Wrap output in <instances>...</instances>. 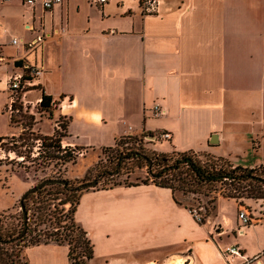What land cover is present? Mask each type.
<instances>
[{
    "label": "crops",
    "instance_id": "0c3cea01",
    "mask_svg": "<svg viewBox=\"0 0 264 264\" xmlns=\"http://www.w3.org/2000/svg\"><path fill=\"white\" fill-rule=\"evenodd\" d=\"M159 1V12L148 13L142 0H63L52 9L41 0H0V88L25 65L40 67L32 86L57 106L45 134L64 116L63 146H113L132 125L130 135L170 132L163 147L168 139L177 151L261 166L237 157L259 152L264 141V0ZM34 98L33 106L41 97ZM9 102L10 92L0 89V136L16 134L7 129L14 127ZM155 103L163 109L159 117ZM214 134L218 143H210ZM238 139L246 146L221 151ZM4 176L0 171V212L15 209L33 181L16 190ZM260 208L256 214L220 196L215 213L201 222L171 188L140 182L84 190L75 220L94 245L91 264H264ZM242 209L250 223L240 218ZM233 246L241 255H226ZM25 254L28 264H71L66 243L29 245Z\"/></svg>",
    "mask_w": 264,
    "mask_h": 264
},
{
    "label": "rangeland",
    "instance_id": "374dc122",
    "mask_svg": "<svg viewBox=\"0 0 264 264\" xmlns=\"http://www.w3.org/2000/svg\"><path fill=\"white\" fill-rule=\"evenodd\" d=\"M28 88L30 89L27 93H25V95L21 92L18 96V103H20L22 110L20 113L16 112L14 114V127H9L10 124L7 126L9 131H16V134L0 140V166L7 169V172L5 173L3 169H0V171L3 173V176L5 175L3 178L6 183L8 181L10 184L12 183L11 187L16 190L25 186L26 180H33L32 185L29 186V188L49 178L66 179L68 182L71 181L74 184L80 182L83 184L93 181L97 179L96 176L99 170L104 169V167L107 166L111 167V161H114V165L117 163L114 157L119 152L118 148L124 151H142L143 153L151 156L155 153H163V151L158 150V147L166 150L164 151L166 153H172L174 151L173 147L170 146V140L165 139L164 143H166V145L163 147L161 138L153 139L152 133H143L133 134L131 138L121 137L117 140V142H119V146H115V143L112 148H108L106 150L103 149L104 147L97 149H85V147L67 144L63 146L64 144L62 143L63 148L65 150L68 149L67 152L64 151L62 155H67V159L70 157V160L66 161L64 158H52L55 151L52 146L54 143L53 140L45 138L46 135H48L45 134V132L52 131L54 128V119H50L53 118L50 112L42 110L40 106L42 96L45 92H43L38 86H30ZM35 88H38V90H35ZM36 94H38L41 99L33 106V104H30L28 101L33 99ZM34 100L36 102V98H34ZM55 109H57V106L53 105L52 112H54ZM5 110L8 111L7 107ZM66 121L67 118L64 116L57 117V125H60V127L57 128L58 132L62 131L61 126ZM88 140L92 141L96 139ZM96 142V144H99L98 141ZM261 144L262 149H260L259 152H250L249 155L241 154V157L237 158H239L242 162H244L243 160H251L257 162L258 164L264 162V141H262ZM241 146L245 147V142L238 139L232 146V149L224 146L221 151L223 150V153L227 155L231 150L239 151L242 148ZM196 152L201 155L202 159H206L205 155L207 154L219 157V155H215L207 151L199 150ZM232 158L233 161L236 160V156ZM123 164L124 166L120 173L112 176L105 184H101L99 181V184L96 187H109L112 182L132 184L151 178L149 177L148 167L145 163L142 165L146 166L141 167L136 159L129 158L126 159ZM257 171L258 174L264 172V164L257 167ZM262 175L264 177V173ZM249 183L250 186L247 187L248 190H252V193L256 194L258 197H246L245 195L247 194H241L242 196L237 199L247 205L251 211H253V208L256 209L255 213L258 214L257 211L261 209L260 207H264V184L256 182ZM225 188V185L219 184L216 189H212L213 191L204 188L203 190L205 191V194H194L191 192H187L185 194L182 191H177V195L193 209L203 212L201 215L202 221L205 217L204 205L210 207V203L208 201L213 196H223L222 191H224ZM47 191L48 190L44 191L42 196H39V198H37L36 195L30 198L29 205L31 207L30 213H32L30 216L31 220L28 222V214H26L25 218H27L25 220H27V223L29 224L27 225L28 229L30 228L33 233L28 235L25 241H18L20 236H16L17 238L15 240L0 244L2 257L5 259L8 258L7 260H10V262L13 259L16 264H23L25 262V247L30 244L31 236L45 241L47 240V236L55 238L53 233L65 232L66 226L70 225L71 219L68 211L71 204H63L64 199L67 197V193L63 190V187H60L59 189L53 188L51 190V196L47 194ZM22 210L24 209L22 208L20 199L15 209L0 212V219L4 222V228H1L3 229L2 232L13 228H15L18 232L22 227H24L21 217ZM209 217H205V221Z\"/></svg>",
    "mask_w": 264,
    "mask_h": 264
},
{
    "label": "trees",
    "instance_id": "16d2710c",
    "mask_svg": "<svg viewBox=\"0 0 264 264\" xmlns=\"http://www.w3.org/2000/svg\"><path fill=\"white\" fill-rule=\"evenodd\" d=\"M53 105V97L44 93L40 103L42 110H47L48 112L52 113ZM14 109H18V113H20V111L22 110V107L20 103H18V101L14 103ZM14 118L15 115L12 114V123L14 122ZM67 126L68 121L62 124L61 132H58V129H56L53 134H48L45 137L47 139L53 140L54 144L52 146L54 147L55 151L53 153L54 155H52V158H64V160L66 161L70 160V157H68L67 159V155H62L64 151L67 152L68 150H65L62 146L63 137L67 135ZM7 137L8 136H0V140ZM123 137L131 138L132 135H125ZM116 145L119 146V142L116 141L115 146ZM112 147L113 146H108L104 147L103 149L106 150ZM118 150L119 152L114 157L116 159L114 160L117 163L114 165V161H111V167H104V169H101L97 172L96 177L101 184L107 183V181L112 176L120 173L121 169L124 166L123 162H125L126 159L134 158L138 161L139 166L143 167L147 165L148 167V174L151 178L143 180L142 182H153L156 185L171 188L177 202L186 205L192 210L194 209L187 205L183 201V199H181L177 195V191H182L185 194L187 192H191L194 194H205V191L203 190L204 188L212 190L216 189L217 186L221 184L226 186L225 190L222 191V195L225 197L240 198L242 196L241 194H247L245 195L246 197H258L256 194L252 193V190H248L247 187L250 186L249 182L264 184V177L262 175L264 172L258 174L257 167L249 168L241 165H234L226 157H216L207 154L205 155L206 159H202L201 155L194 150H174L172 153H155L152 156L143 153L142 151H124L120 148H118ZM143 163H145L146 165H142ZM139 183L140 182L126 185H133ZM120 184L123 183L112 182L109 187H113ZM60 187H63V190H65V192L67 193V197L66 199H64L63 204H71V207L68 211L71 219L70 225L66 226L65 232L53 233L55 235V238H50L49 236H47V240L45 241L31 236L30 244L26 246L50 241H54L57 243H66L69 246V260L71 264H91V260L95 256L94 245L91 239L89 238L87 231L75 220V212L77 210L81 194L84 190H86L82 187V182L76 184L71 181L66 184L48 183L42 188L35 191L34 193L25 196L23 199L25 208L24 210H22L21 216L22 224H24V227H22L18 232L15 228L2 232L3 229L1 228H4V222L0 219V244L6 243L7 241L15 240L17 238L16 236H20V239H18V241H25L28 235H31L33 233V231L30 228L28 229L27 227V225H29L27 223V220L29 222V220H31L30 216L32 215V213H30L31 207L29 205L30 198L34 197V195L39 198V196H42L43 192L46 190H48L47 194L51 196V190L53 188L59 189ZM217 201L218 195L213 196L208 201L210 203V207L204 205L205 217H209L215 213L217 208ZM26 214H28V218L26 217L27 220H25ZM201 214H203V212H201ZM205 217L201 222H205ZM7 259L2 257L0 252V264H16L14 263V259L11 260V262ZM23 264H28L27 258Z\"/></svg>",
    "mask_w": 264,
    "mask_h": 264
},
{
    "label": "built area",
    "instance_id": "2783aa9c",
    "mask_svg": "<svg viewBox=\"0 0 264 264\" xmlns=\"http://www.w3.org/2000/svg\"><path fill=\"white\" fill-rule=\"evenodd\" d=\"M26 3L31 4V5H36L39 0H24ZM43 6L46 9H52L55 4L62 3L63 0H41ZM110 0H93L94 3L103 5ZM142 7L145 12L148 13H158L160 10V1L159 0H142ZM43 40V36L40 35L33 41L32 43H29V46H32L33 44H37ZM13 43L18 44L19 39L18 38H13L12 40ZM41 73L40 67L37 65H32V64H27L23 67V71L20 72H15L13 74H10L7 79L2 81L4 83V86L0 89L6 90L10 92V102L7 105V110L9 113L15 114L16 112H19L18 109H14V103L18 101V96L21 92L25 95L29 91L30 86L33 85V80L39 76ZM27 102V101H26ZM30 102V101H28ZM154 115L155 116H161L163 114V109L159 103H155L154 107ZM134 131V127L132 125H128L126 132L129 134H132ZM129 134V135H130ZM171 133L168 131H158L155 134H153L152 138L157 139V138H170ZM195 213V216L199 221H201V211L194 209L193 210ZM240 218L243 220V222L250 223L252 221L251 214L248 212L247 209H242L240 210L239 213ZM264 218V215H263ZM227 256H230L232 254L235 255H241L240 249L238 247H229L225 251Z\"/></svg>",
    "mask_w": 264,
    "mask_h": 264
},
{
    "label": "water",
    "instance_id": "95a60500",
    "mask_svg": "<svg viewBox=\"0 0 264 264\" xmlns=\"http://www.w3.org/2000/svg\"><path fill=\"white\" fill-rule=\"evenodd\" d=\"M219 142V139L217 137V134H214L212 136V138L210 139V143H218ZM48 183H63V184H66L68 183V181L66 179H59V178H49V179H45L43 180L41 183L29 188L24 194L23 196L21 197V204H22V208L24 209V203H23V199L25 196H27L28 194L36 191L38 188L44 186L45 184H48ZM99 184V180L98 179H95L93 181H90V182H86V183H83L82 184V187L85 188V189H88V188H94L96 187L97 185Z\"/></svg>",
    "mask_w": 264,
    "mask_h": 264
}]
</instances>
